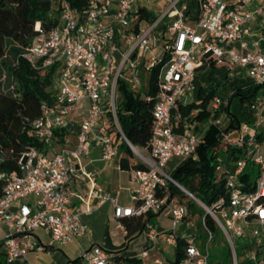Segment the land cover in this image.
Segmentation results:
<instances>
[{"label":"built area","instance_id":"obj_1","mask_svg":"<svg viewBox=\"0 0 264 264\" xmlns=\"http://www.w3.org/2000/svg\"><path fill=\"white\" fill-rule=\"evenodd\" d=\"M140 1L87 0L85 7L75 8L69 0H50L48 16L57 14V23L45 28L41 21H35V37L23 48L20 57L36 69L56 66L55 104L43 102L40 114L31 121L34 136L51 147L53 154L29 146L20 155L18 173L0 170V181L4 183L0 227L7 228L0 237V255L7 263L18 260L21 264H31L27 260L30 251L49 252L90 235L91 229L82 214H90L109 202L118 227L123 218H142L143 232L152 242V249L159 236L175 249L182 241L178 259L163 261L157 257L154 264H209V243L214 239L216 226L221 228L230 250L228 264H239L237 237L247 241L246 264H264V144L257 140L255 132L246 138L239 137L232 144L243 149L238 159L217 158L215 170L224 174L228 195L209 207L195 196L197 201L186 188L182 189L165 170L173 158L183 160L194 156L201 143L197 133L191 130L180 133L176 128L182 119L179 107L190 101L196 70L202 61L245 68L254 84H264V33L246 38L249 23L255 13H264V6L250 10L244 8L250 0H198V16L190 22L183 0H165L166 8L158 12L156 19L140 20L135 30L137 11L147 8ZM160 23H164L161 36L156 31ZM127 29L132 32L128 34ZM160 40L163 47L158 49ZM164 54L167 58L158 73L148 148L136 146L124 136L118 122L117 81L123 79L137 90L141 85V62L149 69ZM11 89L16 95L14 84ZM83 99H87V111L79 124L76 141L71 143L64 137L62 146L55 150L52 147L55 131L66 129V116ZM261 123H264V111L258 120V125ZM114 133L146 165L133 170L137 186L131 191L133 203L129 205L120 203L117 191L109 192L97 186L95 172L81 163L92 146L101 148L102 159L114 158L118 152ZM220 135L221 142L229 143L224 131ZM248 163L259 166L253 190H245L239 180ZM75 178L90 183L94 208L71 209L76 199L72 186ZM169 182L189 195L213 220L211 227L205 215L201 218L203 238L197 226L199 216L173 199ZM161 210H166L171 219L168 229L159 230L147 216ZM38 231H43L46 237ZM148 249H144L142 257L147 256ZM78 257V264H115L114 252L98 244L81 249Z\"/></svg>","mask_w":264,"mask_h":264},{"label":"trees","instance_id":"obj_2","mask_svg":"<svg viewBox=\"0 0 264 264\" xmlns=\"http://www.w3.org/2000/svg\"><path fill=\"white\" fill-rule=\"evenodd\" d=\"M75 8H83L87 0H69ZM50 0H0V170L5 172H16L20 170L19 158L25 148L34 146L45 151L47 146L38 140L33 133L31 121L40 114V106L43 102L49 105L55 104L52 84L56 72V66L52 65L46 69H36L20 57L24 47L28 46L35 37L34 24L39 20L45 28L55 25L58 21L57 14L48 16ZM136 27L140 20L154 21L156 15L149 9L142 7L137 13ZM167 54L149 69L141 62V85L133 90L123 79H118L117 90L121 97L117 105V118L124 136L136 146L148 148V142L152 133L153 115L152 109L154 97L158 89V73L165 62ZM213 65V63H211ZM15 80V83H13ZM12 84L16 95L11 89ZM264 84H250L243 88L236 89L229 100L238 97L240 102L252 104ZM198 102H191L179 107L180 114L187 116L192 109H200L196 115L198 120H204L210 112L207 106L214 96V89H200L197 93ZM224 111L229 117V126L237 128L239 119L229 110L228 104ZM215 115L218 112L215 111ZM181 120L176 128L181 132L184 126ZM228 130V129H226ZM59 133V131H55ZM220 129L211 125L204 134L203 141L198 145L196 156H189L179 160L176 166L170 171L171 177L181 186L196 196L204 205L211 206L220 198H227L224 174L215 170V164L219 156L235 161L242 153L241 147L229 144L226 148L218 149L220 142ZM62 133V132H61ZM63 134V133H62ZM60 134V136H62ZM259 142L264 139V132L257 133ZM117 156L119 157L120 168L124 170L143 169L145 164L140 162L129 148L125 141L118 145ZM259 175V166L248 163L239 180L244 183L245 190H253L254 182ZM4 183L0 181V197L3 193ZM171 196H185V193L176 185L169 182ZM197 202L192 199L187 201V209L195 214ZM199 209L204 210L200 205ZM154 214L149 213L151 217ZM208 224L213 227V220L208 214L205 215ZM126 229L125 237L130 239L136 232L141 231L144 221L141 217H126L124 220ZM182 241L178 242L176 249L177 259L182 253ZM226 253L223 264H228L230 250L225 243ZM123 261L126 264L136 263V257L116 256L115 264ZM79 257L68 259L66 264H78ZM0 264L1 261L0 255Z\"/></svg>","mask_w":264,"mask_h":264},{"label":"crops","instance_id":"obj_3","mask_svg":"<svg viewBox=\"0 0 264 264\" xmlns=\"http://www.w3.org/2000/svg\"><path fill=\"white\" fill-rule=\"evenodd\" d=\"M186 3L185 14L188 17L190 22H194L199 13V6L198 0H183ZM259 6H264V0H250L244 5V8L255 10ZM163 25L164 23H160L157 27V32L163 35ZM132 29H127V33L130 34ZM261 33H264V13H255L254 18L249 23V34L246 36L247 39H251ZM121 41V46L124 47L125 42L124 40ZM262 50H264V45H262ZM212 62L202 61L200 65L197 67L196 76L194 80V87L193 91L190 95V101L184 105H187L191 102H198V91L202 89L212 88L214 89V96L210 101L209 105L207 106V110L210 112V115L204 120H198L196 118L197 113L200 109H192L187 116H182L181 120L184 123L183 129L180 133L184 131H193L201 136V142L203 141L204 134L206 130L211 126L214 125L220 129V131H224L227 135L229 143L219 142V148H226L229 144H233L239 137H247L252 133H262L264 132V123L258 125V120L261 119L262 111H264V86L258 92L255 101L252 104L248 103H241L238 97L229 98L231 97L232 93L238 89L246 87L252 84V80L249 78L247 71L245 68L239 66L227 67V66H220V65H211ZM216 99L219 100L216 103ZM87 99H83L80 104L78 105L77 109L73 111L70 115L66 116V129L60 130L57 133L56 138L52 141V147L55 150H59L62 146V142L64 137H68L71 143L76 141V134L78 132L79 124L81 119L85 116L87 111ZM235 104L236 111L231 110V104ZM228 104L229 110L239 119V125L237 128L229 126V117L227 116L226 112L224 111L225 105ZM260 104L261 106L258 107L257 105ZM215 111L218 112V115H215ZM185 124H188L185 125ZM248 127L247 130H244ZM236 129L238 132L236 139H231L228 136V130ZM63 134H62V133ZM62 134V136H60ZM114 141L119 145L122 140L117 135V133L113 134ZM264 143V142H262ZM47 155H52L53 150L51 147H47L44 151ZM196 154L193 156L195 157ZM177 160L175 165L171 168V170L176 166L179 162V159L173 158L172 160ZM168 162V163H169ZM81 163L85 165V167L91 171L95 172V181L97 186L103 188L109 192H118L119 193V201L121 204L129 205L133 203L131 197V191L134 190L137 186V182L133 176V171L131 170H124L120 168L119 165V157L116 155L114 158L110 160H104L101 158V148L98 146H92L90 148V153L88 156L83 157ZM170 170V171H171ZM170 173V172H168ZM72 186L76 191V199L71 205V209L73 210H80L86 206L94 208V199L89 194L90 183L82 178H75L72 182ZM170 192V191H169ZM173 199L177 203L180 202L178 199V195H174ZM192 214V213H191ZM153 216L161 217L166 216L170 219L166 210H161L155 213ZM151 216L150 221L155 217ZM153 217V218H152ZM138 218V217H132ZM82 219L85 221L91 229L90 235H84L76 239L73 243L64 244L61 246L56 247L54 250H59L61 247L66 245H73L75 250L79 253L81 249H87L94 244H98L103 248L112 249L114 252V260L116 256L125 257H136L138 262L131 263V264H154L153 260L155 258L161 259V254H156L150 251L152 250V242L148 240L145 232L143 229L141 231L136 232L130 239H126L125 233V225L124 220L125 218L121 219V226H117V220L114 218L112 213V207L109 202L103 203L99 208H95L92 210L90 214H82ZM171 220V219H170ZM171 223V221H170ZM171 226V224H170ZM169 226V227H170ZM159 230L168 229L164 228L163 226H157ZM6 232L4 227H0V237ZM117 232L123 234V239L121 240H114L113 234H117ZM38 234L41 235L43 238L46 237L43 231H38ZM162 240L168 244L163 236H159ZM141 239L139 244V249L136 251H129V246L136 242L137 240ZM171 245V244H169ZM148 254L145 257H142L141 253L144 249L148 248ZM173 247V259L176 258L177 253L176 249ZM49 254L57 257V262L53 261L50 264H66L68 259H75V258H68L66 254L63 252V256L59 255L58 251H54L50 254L49 252H40V251H30L27 254V260L31 264H39L36 261V257L41 254ZM60 256V257H59ZM162 260V259H161ZM1 261L3 264H21L20 261L16 260L12 263H7L5 257L1 255ZM121 264H126L125 262L121 261Z\"/></svg>","mask_w":264,"mask_h":264},{"label":"rangeland","instance_id":"obj_4","mask_svg":"<svg viewBox=\"0 0 264 264\" xmlns=\"http://www.w3.org/2000/svg\"><path fill=\"white\" fill-rule=\"evenodd\" d=\"M140 3H145L147 8L152 11L156 17L158 15V12L163 11L166 8V4H165V0H141ZM163 47V41L160 40L158 42V49H161ZM15 83V80L14 82ZM52 88L54 90L55 86H54V78H53V84H52ZM121 100V97L119 96L118 93V97H117V103H119ZM231 110L232 111H236L235 109V104H231ZM234 111V112H235ZM238 135V132L236 129H230L228 130V136L233 140L236 139ZM261 142H264V139H261ZM264 144V143H262ZM264 151V150H262ZM134 155L136 156V154L134 153ZM227 158L229 154H226ZM1 156V155H0ZM177 162V160H172L171 162H169L167 164V166L165 167V170L167 172H170L171 168L175 165V163ZM185 193V192H184ZM30 198V197H29ZM178 199L180 200V202H183L185 205L187 204V201L190 198L189 195H187L185 193V196H179L178 195ZM28 200V199H27ZM199 204H197L196 206V214L199 216L198 221H197V226L199 227V236L201 238L204 237V231L201 225V218L205 215V210H200L198 207ZM155 217L154 219L151 220V223L157 227V226H163L164 228H167L170 226V219L166 216H161V217ZM152 217V218H153ZM3 227V226H2ZM5 228V227H4ZM5 230H7V228H5ZM113 238L114 240H121L123 239V234L117 232V234H113ZM141 239L137 240L136 242H133L130 246H129V251H136L139 249V244ZM236 253H237V257H238V263L239 264H246V259H244L245 257V248L248 246L247 241H245L243 238L241 237H237V241H236ZM155 247L150 251V254L152 252L156 253V254H161V259L163 261H172L173 260V247L172 245L166 244L161 237H158L157 239V244L154 245ZM226 247H225V240L223 237V233L222 230L219 226L215 227L214 230V239L209 243V264H215L218 261H224L225 260V253H226ZM108 252L113 251L112 249L107 248L106 249ZM54 251H58L60 254L63 256V252L66 254V257L68 258H75L78 256V252L75 250V248L73 247V245H66L61 247L59 250H54V249H50V254L53 253ZM58 257V256H57ZM57 257L53 256V255H47L45 253H41L36 257V261L39 264H50L53 261L57 262ZM60 257V256H59Z\"/></svg>","mask_w":264,"mask_h":264},{"label":"water","instance_id":"obj_5","mask_svg":"<svg viewBox=\"0 0 264 264\" xmlns=\"http://www.w3.org/2000/svg\"><path fill=\"white\" fill-rule=\"evenodd\" d=\"M182 187V189H185L183 186H181ZM193 197L197 200V201H199L194 195H193Z\"/></svg>","mask_w":264,"mask_h":264}]
</instances>
